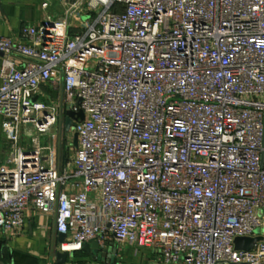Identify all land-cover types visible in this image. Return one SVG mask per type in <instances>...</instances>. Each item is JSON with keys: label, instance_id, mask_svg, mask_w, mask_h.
I'll return each instance as SVG.
<instances>
[{"label": "built area", "instance_id": "obj_1", "mask_svg": "<svg viewBox=\"0 0 264 264\" xmlns=\"http://www.w3.org/2000/svg\"><path fill=\"white\" fill-rule=\"evenodd\" d=\"M64 1L29 42L0 35V231L33 209L54 213L60 251L113 239L160 264H264V0ZM67 111L83 118L63 159Z\"/></svg>", "mask_w": 264, "mask_h": 264}, {"label": "crops", "instance_id": "obj_2", "mask_svg": "<svg viewBox=\"0 0 264 264\" xmlns=\"http://www.w3.org/2000/svg\"><path fill=\"white\" fill-rule=\"evenodd\" d=\"M44 1L48 3L45 9L41 7ZM67 7L68 3L64 0H1L0 35L29 42L27 38L21 36V29L24 26L51 21L62 14ZM81 27L82 20L72 17L70 29L76 31ZM16 62L20 66L22 59L17 58ZM1 121L0 116V125ZM8 144L0 128V160L3 159ZM25 215V228L18 236L10 237L0 231V264H58L56 253L60 251V242L54 227V213L44 214L30 209ZM99 245L108 248L110 252L115 249L112 264H160L159 251L154 248L118 243L113 239H108ZM67 252L68 258L64 264L91 262L81 250ZM135 254L140 255V261H135Z\"/></svg>", "mask_w": 264, "mask_h": 264}, {"label": "water", "instance_id": "obj_3", "mask_svg": "<svg viewBox=\"0 0 264 264\" xmlns=\"http://www.w3.org/2000/svg\"><path fill=\"white\" fill-rule=\"evenodd\" d=\"M76 118H83V113L78 112L77 114H74L71 111L66 112V116L64 118V130L66 133H69L71 130V125L73 119ZM71 145L73 147H76L77 145V137L76 134H72L71 138ZM59 242H63L64 235L58 234ZM261 236H255V237H236L234 239V247L237 250H249L252 248L253 244L259 240H261ZM81 251L85 253V255L90 259L91 262L84 263V264H112L111 261L112 255L115 254V249H112L111 252L108 248H104L98 244L97 241H90L83 243L81 246ZM68 258V252L67 251H58L56 253V261L58 264H64L67 261Z\"/></svg>", "mask_w": 264, "mask_h": 264}, {"label": "trees", "instance_id": "obj_4", "mask_svg": "<svg viewBox=\"0 0 264 264\" xmlns=\"http://www.w3.org/2000/svg\"><path fill=\"white\" fill-rule=\"evenodd\" d=\"M71 138V135L63 130L61 143L59 144V156L63 159L69 157V150L71 148Z\"/></svg>", "mask_w": 264, "mask_h": 264}, {"label": "rangeland", "instance_id": "obj_5", "mask_svg": "<svg viewBox=\"0 0 264 264\" xmlns=\"http://www.w3.org/2000/svg\"><path fill=\"white\" fill-rule=\"evenodd\" d=\"M59 91H57V92H55V93H53L52 95L53 96H55V95H60V93H58ZM54 134L53 135H58V132L56 131V130H54ZM69 134L70 135H72L73 133L71 132V130H70V132H69ZM3 135V134H2ZM4 136V135H3ZM58 139H59V144L61 143V139H62V132L60 133V135H59V137H58ZM44 140H47V137H41V141H44ZM8 150H9V144L6 146V148H5V151H4V157L6 156V154H7V152H8ZM72 156V150H71V148H70V150H69V158ZM3 157V158H4ZM135 261H140V255H136L135 254Z\"/></svg>", "mask_w": 264, "mask_h": 264}, {"label": "bare ground", "instance_id": "obj_6", "mask_svg": "<svg viewBox=\"0 0 264 264\" xmlns=\"http://www.w3.org/2000/svg\"><path fill=\"white\" fill-rule=\"evenodd\" d=\"M68 248V247H67Z\"/></svg>", "mask_w": 264, "mask_h": 264}]
</instances>
